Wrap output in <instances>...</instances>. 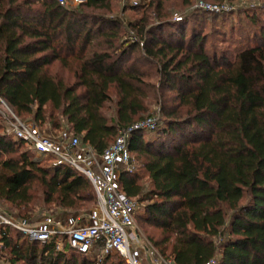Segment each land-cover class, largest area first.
Returning <instances> with one entry per match:
<instances>
[{"label":"trees","instance_id":"obj_1","mask_svg":"<svg viewBox=\"0 0 264 264\" xmlns=\"http://www.w3.org/2000/svg\"><path fill=\"white\" fill-rule=\"evenodd\" d=\"M118 1L0 0V95L22 119L46 132L64 127L101 154L146 119L142 53L156 62L162 117L131 133L141 168L120 182L145 205L137 220L147 238L176 264H264V29L231 61L208 52L195 29L151 25L163 0L128 26L113 16ZM129 31L138 41L123 45ZM167 92L176 93L171 105ZM0 202L34 218L91 209L96 193L70 165L36 156L0 117ZM5 232L0 264H126Z\"/></svg>","mask_w":264,"mask_h":264},{"label":"built area","instance_id":"obj_2","mask_svg":"<svg viewBox=\"0 0 264 264\" xmlns=\"http://www.w3.org/2000/svg\"><path fill=\"white\" fill-rule=\"evenodd\" d=\"M58 2L68 4L69 0ZM197 6L211 11L220 9L217 4L202 0ZM0 117L7 132L30 144L36 156H52L57 163L70 165L88 177L96 193L95 205L77 213L62 211L26 218L0 205V261L5 231L12 229L31 242L53 244L63 252L72 249L99 263L110 255H119L126 264H176L140 232L137 216L145 205L138 198L128 196L120 182L122 173L136 172L135 157L129 150L131 133L153 129L156 120L140 121L122 129L117 139L99 154L64 127L56 135L45 133L37 123L19 117L1 95ZM206 264H216V260Z\"/></svg>","mask_w":264,"mask_h":264},{"label":"rangeland","instance_id":"obj_3","mask_svg":"<svg viewBox=\"0 0 264 264\" xmlns=\"http://www.w3.org/2000/svg\"><path fill=\"white\" fill-rule=\"evenodd\" d=\"M81 1L84 0H69V3L73 5ZM151 1L156 2L158 0H119L116 7L117 12L113 16H117V18L125 23V26H128L132 21L144 16L145 10L151 6ZM202 1L217 4L220 9L217 11L203 9L197 6L200 0H163L164 9L162 15L157 16V12L154 9L150 10V24L161 25L164 22L178 23L177 26L180 28L178 30L185 28L187 33L195 29L196 32L205 36L208 52L226 57L231 61L235 60L237 53L241 50L260 43L259 36L261 30L264 29V0ZM137 41V36L129 31L124 35L123 45L132 44ZM140 54L142 55V53L137 52L135 55L136 60H140L137 64L144 70L146 84L151 87L147 88L149 90V97L145 99V104L148 107V112L145 114L146 119L144 120L152 119L158 121L162 117L160 112L162 95L159 88L160 80L156 76V62H149L143 55L140 58ZM167 96L169 105L176 101L173 100L176 97V93L167 92ZM25 120L31 121L32 119L28 117ZM44 128L42 129L44 130ZM44 131L53 135L59 132L57 130ZM134 157L136 161L135 169L136 171H140L141 162L137 155L134 154ZM0 205L9 208L7 204L0 202ZM62 211L64 210L59 209L56 214ZM138 224L140 232L147 237V232L143 225L139 221ZM2 264H11V262L7 258H3Z\"/></svg>","mask_w":264,"mask_h":264}]
</instances>
